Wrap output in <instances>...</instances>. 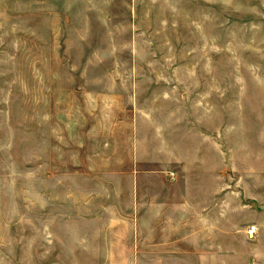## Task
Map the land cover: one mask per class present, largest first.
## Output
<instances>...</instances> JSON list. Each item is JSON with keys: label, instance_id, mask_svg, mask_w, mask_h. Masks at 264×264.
Listing matches in <instances>:
<instances>
[{"label": "rangeland", "instance_id": "rangeland-1", "mask_svg": "<svg viewBox=\"0 0 264 264\" xmlns=\"http://www.w3.org/2000/svg\"><path fill=\"white\" fill-rule=\"evenodd\" d=\"M136 108L189 116L210 154L219 141L226 194L264 216V0H0V186L19 205L16 264L42 180L50 199L63 187L66 230L75 189L134 182L123 172Z\"/></svg>", "mask_w": 264, "mask_h": 264}, {"label": "crops", "instance_id": "crops-1", "mask_svg": "<svg viewBox=\"0 0 264 264\" xmlns=\"http://www.w3.org/2000/svg\"><path fill=\"white\" fill-rule=\"evenodd\" d=\"M162 111L135 109L136 164L123 172L134 182L75 189L70 229L63 187L50 199L42 180L40 199L24 202V264H264V216L241 215V191L226 194L219 141L210 154L208 137L187 134L189 116L176 110L174 119L166 108L163 118ZM176 118L180 126H169ZM43 167L42 150V175ZM169 169L175 182H149ZM7 192L11 185L0 186V264H16L12 207L19 205ZM249 227L257 229L253 237Z\"/></svg>", "mask_w": 264, "mask_h": 264}]
</instances>
